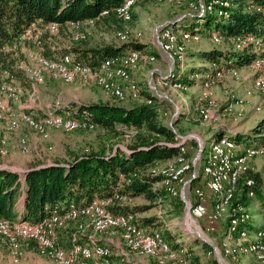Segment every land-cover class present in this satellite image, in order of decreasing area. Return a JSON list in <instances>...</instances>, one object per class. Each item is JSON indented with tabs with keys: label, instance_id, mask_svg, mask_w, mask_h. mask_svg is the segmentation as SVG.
Returning a JSON list of instances; mask_svg holds the SVG:
<instances>
[{
	"label": "rangeland",
	"instance_id": "374dc122",
	"mask_svg": "<svg viewBox=\"0 0 264 264\" xmlns=\"http://www.w3.org/2000/svg\"><path fill=\"white\" fill-rule=\"evenodd\" d=\"M129 1L132 2L133 5L131 8L132 16L129 20H123L125 21L123 27L114 30V27L105 24L95 31L94 37L79 44L72 42L68 37H64L63 35H56L54 46L63 50L64 47H69L71 45L90 46L110 42L122 44L124 41L130 39H135L143 43V50H139L141 53L134 51L139 54V58L136 65L129 69L127 77H114L120 84L136 83L140 89V96L137 99L127 96L124 100H119L105 92L98 83H94V81L86 80L82 77H77L73 82H66L63 79L61 80V78L59 79V77L54 78L46 75L45 81L42 84H38L30 80L26 73V77L21 76V79L18 80L15 78V80L11 81L4 76L3 72V81L7 83L8 87L15 89L17 93L15 99H9L8 101L10 112L20 111V109L14 107L13 101L21 100L22 103L27 102L32 107L38 108L40 111L39 114L44 112L41 116L35 114L39 120H43L45 116L58 113L57 111L61 113H65V111L72 112V110L68 109L66 106V104L72 100L79 103L105 101L102 95L103 91L111 98V102H117L118 104L126 106L130 101V106L134 104L135 101L140 102L146 99L143 97L141 90L142 87L149 88L150 92L157 97L156 101L159 103L160 107V120L166 124H171L179 136L181 151L174 158L164 160V163L161 161L150 163L147 170L154 174H161L163 171L169 170L170 167H178L180 165L178 159L181 155L185 156V159L192 167L190 171L187 172V174L190 175L187 176L186 174L181 179L174 181L176 187V194L174 195H168L169 193L163 194L155 200L149 199L144 193L135 195L129 200H127L128 198L126 197L117 199L112 196L109 202L110 209H112L111 205H114L117 201L123 203L127 200L124 204L130 203L139 210V215H137V217L148 216L154 218L153 223L149 221L146 224L147 226H141L144 230L147 232H153L154 230L161 232L160 230H162L171 239L172 244L178 248L175 250L176 248L172 247L173 254L168 253L172 257L167 256L165 253L149 256L138 252L144 258L143 260L141 259L142 264H146L145 262L147 261L153 264H212L215 259H217L220 264H264L263 253H260V251L255 252L258 250L256 247L261 241L264 245V234L260 235V232H258V230L264 228V224H261L264 219V203H261L257 197L252 198L248 208L234 203V197L239 189L242 178L244 179L243 183L248 185H253L255 183L253 178L245 177V174L250 169H258L262 171L264 175V152L246 157L245 160L237 163L240 168L238 185L233 192L232 200L224 205L221 216L215 220L216 223L213 225V228L205 213L197 214L193 211V206L201 200L199 197V192L201 190L198 187L199 185H192V179L194 177L201 175L204 181L207 176L205 168L209 149L208 145L210 143L208 138L211 136L215 126H221L222 123H235V126H241L248 131L264 117V92L257 89L254 85L255 79L262 74V67L255 65V63L263 57V55L258 57L252 64L249 63L227 68L216 66V63L204 60L194 54L197 49L201 48L223 47L224 50H231L233 48L230 44L223 43L224 39H222L218 33L220 29L216 26L217 18H221V16L216 15V13L223 14L221 13L223 12L222 5L228 6L230 0ZM129 1L125 0V2ZM211 12L215 14L213 15L214 20L210 24V27L205 26L202 20L200 21L201 23L196 22L197 26H202L204 28L203 33L181 28L183 25H190V22L194 19V17L191 16L185 19V21H189L184 22L183 18L187 15H196L198 18ZM225 14H227V12ZM96 26L97 20L94 19V24L84 26V31L81 30L85 32V37L82 38L81 34L79 35L80 38H76L78 36V31H76L77 28L74 26V23L69 24L72 32V40L82 41L88 39L93 34ZM163 27L170 33L169 38H167V40H160L159 43L157 33ZM190 32L191 34H188ZM56 33L57 32L54 31L51 34ZM74 34L75 36H73ZM216 35L219 37L217 38ZM25 37H28L29 40L35 39V37L30 34ZM248 40L252 41V38L247 39L246 42L242 39H236L232 40V43L236 48H241ZM19 45L16 51L18 52L20 48L21 50H19V52L24 51V58L21 60L27 59V61H22V63L35 64L32 55H35L39 48H32L27 46V44L24 46L22 40ZM36 45L38 44L36 43ZM257 46H261V44L257 43ZM260 50L261 48H258L256 51L259 53L261 52ZM130 51L131 49L125 52ZM17 52L15 53L17 54ZM60 54L62 53L60 52ZM166 54H169V58ZM193 66H206L207 68L193 70ZM136 69L138 70L135 79L133 72ZM177 69H183L187 76L192 79V82L187 86L184 85L185 83L175 76ZM213 71H215V75L207 76ZM175 78L176 80H174ZM152 85H157V89L156 87L152 88ZM242 98L244 102L239 103L238 100ZM146 101L150 102L151 99H146ZM209 102H212V105H210ZM212 111L215 113L212 114ZM71 116L73 115L71 114ZM209 118L211 120H209ZM8 121H15L17 125L16 129L23 125L30 128V130L22 131L18 138L19 144L20 137H25L27 139V152L23 150L20 144L23 153H31L33 151L31 141L37 139L34 138V133L40 140L50 141L52 128H58L48 127L41 133L22 119L17 121L13 117H7L6 121L0 122L6 129V132L0 134V138L5 135L7 136V149L9 148L8 132L14 131L7 129L6 122ZM174 121H176V123H174ZM117 127L119 130L118 133H108L102 126H98L97 128L92 127L91 129L83 131H70L73 133H69V135L64 133L65 130L62 128H58L62 130V133L59 131V135L56 136L55 134L54 138L60 137L64 139L65 137H73L75 139H80L81 144L73 148L64 147L63 145L60 146V144L58 145L59 147L51 143L48 145L44 144L47 151L44 157H46L47 160L49 159L48 161H51L54 159L53 157H55L53 155H57L56 157L59 156L61 159L67 160L76 153H83L85 149L86 151L90 150L104 153L109 152L113 146H115V149L118 148V146L128 149V144L134 141L139 129L135 126L128 127L120 123ZM182 134L189 137V139H186L187 143L185 144L182 139ZM251 140L252 139L249 141ZM189 141L191 144L197 142V145H193V152L190 156L187 155L190 148ZM200 144L203 149L205 147V153L202 151L199 155ZM241 144L238 143V146L232 151L234 161L239 157H243L241 154L243 149L254 146L248 145L247 141H242ZM183 147L186 153L182 151ZM61 148L62 154L59 155L58 151ZM9 151L10 148L7 154ZM5 156L0 158V160L2 159L0 166L13 169L17 168L12 167L10 163H4L3 158ZM257 156H260L258 157L260 163L254 164L253 160ZM193 168L195 170H193ZM250 181L251 183H249ZM185 184L186 194H189L193 199V219L186 216ZM160 185L164 187L162 182H160ZM249 194L254 195V193L252 194L251 192ZM171 195H180V197L176 198ZM180 198L183 199L184 203L180 201ZM96 199L101 200L100 198ZM207 204L208 212L212 213L214 211V200L211 204L208 202ZM229 216H231V220ZM235 218L236 221L233 220ZM246 221L249 223L252 222L251 230L244 225ZM69 228L73 230L72 239ZM62 229L64 230L61 231ZM62 229L57 231L56 239L60 243V238L61 242L68 246L71 243L74 244L77 242L80 236L83 239L86 238L85 236L99 238L101 235L115 232L114 230H109L107 232L98 231L88 218L68 221ZM64 231L68 233V235L63 234ZM161 234L163 235L162 232ZM115 235L120 237V243L123 244L117 252L119 256L118 260L125 258L126 264L130 262L134 264L130 256L131 251L125 245L121 235L113 234L110 236ZM163 237L166 239L164 235ZM200 237L207 240L212 245L213 249L209 250V247L202 243ZM9 247L8 243L0 234V264H58L54 259L48 258V256L42 252L38 244L24 240H20L19 242V247L23 250L24 257L19 262L14 263ZM111 247L114 248V245L112 244ZM180 248H184L182 252L179 251L181 250ZM251 248H255V250ZM216 252L218 254H216ZM196 257L199 258L198 262H196Z\"/></svg>",
	"mask_w": 264,
	"mask_h": 264
},
{
	"label": "trees",
	"instance_id": "16d2710c",
	"mask_svg": "<svg viewBox=\"0 0 264 264\" xmlns=\"http://www.w3.org/2000/svg\"><path fill=\"white\" fill-rule=\"evenodd\" d=\"M124 4L125 0H0V83L3 81V72L6 70L10 71L18 80L21 79V76L26 77L23 69L19 67L22 61H27V59L21 60L24 58V51L19 52L20 48L19 53L16 54L14 51L5 50L8 45H13L20 40L23 41L24 46L27 44L32 48H39L37 51L45 57L57 58L69 54L76 57L78 61L91 66L98 65L109 56L122 55L129 49L143 50V43L135 39L124 41L122 44L110 42L90 46L71 45L64 47L63 50L54 46L56 35H63L79 44L94 37L95 31L105 24L114 27V30L123 27L125 18L119 16L116 10ZM222 10L223 14L216 13L222 18H217L216 26L220 29L218 33L224 39L223 43L230 44L233 48L231 50H224L220 47L201 48L197 49L194 54L204 60L212 61L220 67L229 68L252 64L258 57L264 55V0H230L228 6L222 5ZM105 11L107 13H104ZM226 12L227 14H225ZM214 14L213 12L207 13L205 16H201L202 18H197L196 15H187L183 18L184 22L189 21H185V19L191 16L194 19L190 25H183L181 28L203 33L204 28L197 26L196 22L202 20L205 26L210 27L214 20ZM94 19L97 20V26L94 28L93 34L88 39L73 41L69 24L74 23L76 31L85 35L83 27L94 24ZM51 23L59 25L56 34L46 33L40 38H35L36 40H29L28 37H25L27 30L34 24L37 27H44ZM249 38H252V41L248 40L241 48H236L232 43V40L236 39L246 42ZM257 41H260L261 46H257ZM258 48H261L259 53L256 51ZM203 68L207 67H192L193 70H202ZM209 75H215V71L207 76ZM175 76L186 86L192 82L183 69H177ZM141 93L144 98L151 99V101L148 102L146 99L140 102L135 101L130 106L111 101L79 103L72 100L66 104L67 108L74 112H70L74 118H86L96 128L102 126L108 133H118L117 125L119 123L128 127L135 126L139 131L134 141L128 144V149L120 146L115 149L113 146L109 152L105 153L86 151L85 149L83 153H76L67 160L41 159L22 171L10 167H0V216L10 220L36 223L48 216L59 204L67 206L73 202L88 203L96 198L109 199L115 192H118L120 197L128 198L127 200L141 193L152 200L158 199L163 194H168L165 188L160 185L162 175L148 171L147 167L152 162L164 161L177 156L181 151L180 138L171 124L160 120L157 97L147 87H142ZM223 136H227L239 144L242 141H247L252 142L248 145H264V117L248 131H230L224 127L218 128L208 140L210 142ZM250 139L252 140L249 141ZM188 143L190 148L187 155L190 156L193 152V145H197V142L191 144L189 141ZM204 151L205 147L203 153H205ZM245 177L253 178L255 183L248 185L243 183L244 179L242 178L234 197V203L248 208L253 197H257L261 203H264V175L262 171L250 169ZM202 183L201 175L192 179V185L197 186ZM250 192L254 195H250ZM206 193V201L211 204L214 196L209 189ZM173 197L178 198L180 195ZM21 200L22 208H19ZM180 201L184 203L182 198ZM124 202L117 201L111 205L113 210L108 208L114 213L133 212L139 215L136 206L130 203L124 204ZM153 220V217L139 216L138 224L145 227L147 222L153 223ZM244 225L251 230L252 222L246 221ZM160 231L177 250L178 248L172 244L165 232ZM201 240L209 247V250L213 249L207 240L203 238ZM87 241V238H79L77 242ZM196 260L198 262L199 258L196 257ZM212 264H220V262L215 259Z\"/></svg>",
	"mask_w": 264,
	"mask_h": 264
},
{
	"label": "bare ground",
	"instance_id": "6f19581e",
	"mask_svg": "<svg viewBox=\"0 0 264 264\" xmlns=\"http://www.w3.org/2000/svg\"><path fill=\"white\" fill-rule=\"evenodd\" d=\"M132 6V2H125V4L116 11L119 16L129 20L131 19ZM104 13H107V11ZM161 29H164V27ZM58 30L59 25L56 23H51L44 27H37L36 24H34L27 30L25 36L30 34L35 38H40L46 33L58 32ZM165 34L166 37L169 38L170 33L167 30H165ZM188 34H191V32ZM79 35H81L82 38L85 37L83 33L78 31V36L76 38H80ZM167 38H161V40H167ZM259 42L257 41L258 44H261ZM20 43L21 40L13 45H8L5 50L17 52L16 49L19 48ZM134 51L137 50H131L122 55L109 56L96 66L78 61L76 57L69 54L57 58H48L37 52L35 55H32L35 64L21 62L20 67L30 80L38 84H42L45 81L46 75L54 78L59 77V79L61 78V80L63 79L66 82H73L77 77H82L86 80L98 83L105 92L119 100H124L127 96L137 99L140 96V89L136 83L120 84L118 80L114 78L115 76H117V78H126L129 69L136 65L139 54ZM255 65L262 67V74L255 79L254 85L257 89L264 92V55L256 61ZM4 76H6L8 80H15V76L10 71H4ZM16 97V90L8 87L7 83L2 81L0 83V122L6 121L7 117H13L17 121L22 119L41 133L48 127L62 128L68 132L88 130L95 127V125L86 118L77 119L73 116L61 115L58 113L49 114L45 116L43 120H39L32 112L24 110L10 112L7 98L15 99ZM238 102L243 103V98L238 100ZM209 103L212 105V102ZM6 124L8 130H15L17 128L15 121H8ZM211 141L208 145L209 149L205 171L207 175L209 174L214 185L212 192L215 203L214 211L209 213V216L213 220H216L221 216L224 205L232 200L233 192L238 185L240 168L237 163L245 160L246 157H251L259 153L261 154L264 152V145H256L243 149L241 152L243 157H239L234 161L232 151L238 146V143L227 136L218 137L212 142ZM7 144V136L5 135L0 138V158L7 154ZM20 144L23 150L27 152L28 142L25 137H20ZM182 151L185 152L184 147ZM178 163L180 164L178 167H170L169 170L159 174L162 175L161 182L164 184L166 192L173 195L176 194L174 181L185 176L192 167L185 159L184 155L179 157ZM251 181L249 183H251ZM113 196L117 199H123V197L118 195V192H115ZM199 197L201 200L193 206V211L197 214L204 213L201 211L203 200L202 191L199 192ZM110 200L111 198H101V200L94 199L88 203L73 202L67 206H61L59 204L53 208L48 216L36 223L22 220H10L0 216V220L2 221L0 222V234L10 246V254L14 263L19 262L24 257V252L19 247L20 240H24L38 244L42 252L48 256V258L54 259L58 264H115L112 259L114 250L108 244L96 242L94 244H75L70 247H65L57 241V231L62 229L66 222L74 221L79 218H88L100 232H107L109 230L120 232L127 247L132 251L149 256L165 253L167 256L172 257L168 254H173L172 245L163 237L161 232L155 230L154 232H147L144 230L138 224L136 213L111 212L108 208L110 207ZM234 221H236V219ZM209 223L212 224L210 221ZM24 224L37 225V229L19 228L18 230H11L9 228V226H22ZM258 232H260V235L264 234V228H261ZM164 248L167 250H164ZM256 248L258 250L255 252L260 251V253H263L262 256L264 259V245L262 241ZM251 249L255 250V248ZM124 259H120L122 264H126Z\"/></svg>",
	"mask_w": 264,
	"mask_h": 264
},
{
	"label": "crops",
	"instance_id": "0c3cea01",
	"mask_svg": "<svg viewBox=\"0 0 264 264\" xmlns=\"http://www.w3.org/2000/svg\"><path fill=\"white\" fill-rule=\"evenodd\" d=\"M223 49V47H222ZM137 70L136 69L134 72H133V75L135 76L136 73H137ZM136 79V76L134 77ZM103 97H104V100L105 101H110V97L103 91ZM11 100V99H10ZM30 100V99H29ZM7 101H9V98H7ZM132 101V100H131ZM134 102V101H133ZM14 103V107H17L18 109L20 110H24V111H28V112H32L36 115H39L41 116L42 114H39L40 111L38 108L36 107H32L29 103L25 102V103H22L21 100H18V101H13ZM117 103V102H116ZM130 103V101H129ZM129 103L126 105V106H129ZM48 112V111H47ZM46 112V113H47ZM56 112V111H55ZM58 112V111H57ZM48 113H51V112H48ZM54 113V112H52ZM58 113H61V112H58ZM66 113V114H65ZM65 113H61L63 115H69L71 116V113L69 111H65ZM215 112L212 111V114H214ZM209 120H211L209 118ZM1 126V130H0V134L3 133V132H6V129L4 127L3 124H0ZM221 127H224V128H227L228 130L230 131H235V130H241V131H246V128H243L241 126H235V123H222L221 126H215V128H213L212 130V134L218 129V128H221ZM24 130H30V128L26 127L25 125H23L22 127L18 128V129H15L14 131H9L8 132V137H9V148H10V151L9 153L3 158V162L4 163H10V165L12 167H17V168H14V169H17V170H23V169H27L30 165H32L34 162L36 161H39L41 159H46V157H44V155L46 154V147L44 146L45 145H48V144H53L54 146L55 145H63L64 147H69V148H73L74 146H79L81 144V140L80 139H75L73 137L69 138V137H65L64 139L62 138H54L55 137V134L56 136L59 135V131L61 132L62 130L58 129V128H52V136H51V139L50 141H42L40 140L36 134L34 132H31V133H34V138H37V139H34L32 142V152L31 153H23V151H21V148H20V144H19V141H18V138H19V135L22 133V131ZM62 133V132H61ZM64 133H67L69 135V133H73V132H68V131H65ZM211 134V135H212ZM30 140H31V137L29 136ZM55 140V141H54ZM39 142V143H38ZM242 142H240L241 144ZM248 144H252V142H248ZM243 145V144H241ZM59 147V146H58ZM8 148V149H9ZM62 151V148L58 151V154L61 155ZM55 157H53L54 159H61V157H56L57 155H53ZM258 157L260 156H257L256 158H254L253 162L254 164H259L260 163V160L258 159ZM2 160V159H1ZM0 160V162H1ZM164 163V161H161ZM19 208H22V200L20 201L19 203ZM261 224H264V219L263 221L261 222ZM66 229V228H64ZM64 229H60L61 231H63ZM59 231V230H58ZM61 231H60V236H61ZM69 231L71 232L70 234L73 236V230L71 228H69ZM154 232V231H153ZM95 233V232H94ZM63 234H67L65 231L63 232ZM62 234V235H63ZM96 234V233H95ZM113 234H120V232L118 231H115V232H110L108 234H104V235H99L100 237L99 238H92V237H89V236H85L87 238V242H84V243H78V242H75L74 244H94L96 242H100V243H105V244H108V245H114V255H113V262L115 264H122L120 262V260H118V255H117V252L120 250V248L122 247V243H120V237L118 235H115V236H110V235H113ZM121 235V234H120ZM122 237V236H121ZM79 238H82L81 236ZM60 240V243L64 245L63 242H61V239L59 238ZM123 240V238H122ZM124 241V240H123ZM125 243V241H124ZM72 244V245H74ZM71 245V244H70ZM69 245V247H70ZM71 245V246H72ZM125 245L127 246V244L125 243ZM64 246H68V245H64ZM173 247V246H172ZM128 248V247H127ZM129 249V248H128ZM116 250V251H115ZM130 250V249H129ZM131 253H130V256L134 262V264H142L141 262V259L143 260L144 258L140 255V253L138 252H135V251H132L130 250ZM182 250H180V252H182ZM146 264H153V263H150V262H145Z\"/></svg>",
	"mask_w": 264,
	"mask_h": 264
},
{
	"label": "built area",
	"instance_id": "2783aa9c",
	"mask_svg": "<svg viewBox=\"0 0 264 264\" xmlns=\"http://www.w3.org/2000/svg\"><path fill=\"white\" fill-rule=\"evenodd\" d=\"M157 38H158L159 43H160L161 38H167L166 34H165V29H161L160 31H158ZM166 55L169 58V54H166ZM152 86L156 87V89H157V85H152ZM182 139H184V143H186V139H189V137L184 135V134H182ZM201 147H202V145L200 144V148ZM193 170H194V168H193ZM198 187L203 192V200H202V209H201V211L206 214V216L208 217V221L212 222V227H213V224L216 223V221L213 220L212 218H210L209 212H208V204H207V201H206L207 189H209L211 192H213V187H214L213 182L210 179L209 174L205 177L203 183L201 185H199ZM185 201H186V216L188 218L193 219L192 218V202H193V199L189 196V194H186V187H185ZM229 217H230V220H231V216H229ZM0 222H2V221L0 220ZM9 228L11 230H18L19 228H36L37 229V225L24 224L22 226H9ZM164 250H167V249L164 248ZM216 254H218V253L216 252Z\"/></svg>",
	"mask_w": 264,
	"mask_h": 264
},
{
	"label": "water",
	"instance_id": "95a60500",
	"mask_svg": "<svg viewBox=\"0 0 264 264\" xmlns=\"http://www.w3.org/2000/svg\"><path fill=\"white\" fill-rule=\"evenodd\" d=\"M202 151H203V147H201V148L199 149L198 154L200 155ZM0 167H1V166H0ZM2 167H3V166H2ZM23 170H25V169H23Z\"/></svg>",
	"mask_w": 264,
	"mask_h": 264
}]
</instances>
